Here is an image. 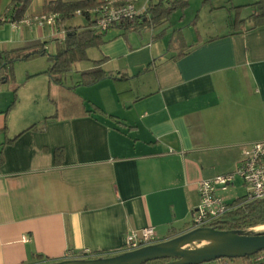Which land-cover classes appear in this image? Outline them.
<instances>
[{
	"label": "crops",
	"instance_id": "0c3cea01",
	"mask_svg": "<svg viewBox=\"0 0 264 264\" xmlns=\"http://www.w3.org/2000/svg\"><path fill=\"white\" fill-rule=\"evenodd\" d=\"M53 1L32 0L25 15L45 14ZM10 2L0 0V16ZM224 5L210 1L213 9ZM253 14H240L235 26L229 14L216 35L200 30V19L193 31L188 23V37L171 20L129 32L114 26L102 33L103 45L87 50V65L72 66L70 84L66 75L58 86L45 75L26 79L46 70L25 72L7 114L15 76L0 85V264H58L85 250L93 259L114 257L129 231L152 227L156 244L189 231L198 183L234 172L243 147L264 140V25L253 28ZM86 25L81 18L57 23V31ZM61 42L48 28L0 25V52ZM99 61L103 71L129 78L122 100L111 79L77 85ZM67 96L78 108L59 114ZM54 115L45 129L24 132ZM56 149L64 153L59 166ZM242 188L235 180L225 200L242 199Z\"/></svg>",
	"mask_w": 264,
	"mask_h": 264
},
{
	"label": "trees",
	"instance_id": "16d2710c",
	"mask_svg": "<svg viewBox=\"0 0 264 264\" xmlns=\"http://www.w3.org/2000/svg\"><path fill=\"white\" fill-rule=\"evenodd\" d=\"M32 0H11L6 16H10L13 20H18L27 12ZM208 1V0H205ZM189 5V0H158L152 4L148 10L140 17L130 20L122 21L119 26L125 31L129 32L137 28L159 26L171 18L176 11H184ZM97 6L93 0H79L75 2H63L56 0L47 3L43 7L45 14L55 13L58 15L57 23L64 25L76 17V11H85ZM254 14L250 16L253 23V28L264 25V0H258L251 5ZM87 21V19H84ZM88 22V21H87ZM84 28H67L66 37L63 42L56 47L54 54H49L44 44L34 43L28 47L15 49L11 51L0 52V85L5 84L9 80H13V66L16 62L30 61L38 57H48L50 63L47 71L27 77L31 79L39 75H45L50 82L55 85L62 86L64 75L68 74L75 63L88 61L87 50L90 48H98L105 43L102 33H98L91 29L89 22ZM239 18H236L233 26L240 25ZM181 37V33L175 35ZM183 51L177 57L182 56ZM102 61L94 62V67L91 70L84 71L80 74L79 86H92L104 79H111L114 83L117 95L122 100L123 97L129 94L127 89L129 78L125 75L114 76L111 73L105 72L101 69ZM155 65L152 63L146 67L143 72L149 71ZM9 68V70H8ZM18 87L14 88L12 100L5 111L7 114L11 111L17 102ZM95 112L101 113L97 108ZM102 114V113H101ZM56 116L45 119L43 124L38 127L34 124L26 129L27 131H37L45 129L48 120L55 119ZM111 118V117H110ZM23 132V133H24ZM22 133L9 140V143L17 139ZM64 158L62 149H56L54 152V162L59 166ZM239 199L234 204L241 202ZM233 205V203L231 204ZM264 225V199L257 200L244 204L228 215V219L222 223L214 225L213 228L218 231H232L236 233H243L245 230ZM246 259V258H243ZM165 261H154L147 264H162Z\"/></svg>",
	"mask_w": 264,
	"mask_h": 264
},
{
	"label": "built area",
	"instance_id": "2783aa9c",
	"mask_svg": "<svg viewBox=\"0 0 264 264\" xmlns=\"http://www.w3.org/2000/svg\"><path fill=\"white\" fill-rule=\"evenodd\" d=\"M158 0H120L107 1L97 6L76 11L75 15L87 19L91 29L104 33L124 20L142 16ZM58 15L55 13L39 16H22L13 20L10 16H0V25L8 24L13 30L22 27L48 28L51 37L63 41L65 32L57 31ZM87 22V23H88ZM240 180L245 189L243 200L231 205L224 194L232 187L235 180ZM198 205L191 213L190 230L213 228L214 225L228 219L229 213L246 203L264 199V140L252 143L242 149V161L238 168L228 174L218 175L198 183ZM156 244L154 229L146 227L140 231H129L123 241L121 253L133 252ZM93 253L85 250L80 260H91ZM247 264H264V250L246 258Z\"/></svg>",
	"mask_w": 264,
	"mask_h": 264
},
{
	"label": "water",
	"instance_id": "95a60500",
	"mask_svg": "<svg viewBox=\"0 0 264 264\" xmlns=\"http://www.w3.org/2000/svg\"><path fill=\"white\" fill-rule=\"evenodd\" d=\"M196 243H202L197 246ZM264 250V232L251 234L203 228L187 231L167 241L114 257L69 260L58 264H219L243 259Z\"/></svg>",
	"mask_w": 264,
	"mask_h": 264
},
{
	"label": "rangeland",
	"instance_id": "374dc122",
	"mask_svg": "<svg viewBox=\"0 0 264 264\" xmlns=\"http://www.w3.org/2000/svg\"><path fill=\"white\" fill-rule=\"evenodd\" d=\"M210 1H205V0H191L190 5L182 12L176 11L172 14L171 20L172 22L174 21L177 24L178 28L185 29L184 31L186 32L187 37L188 35V23L190 22V26L192 28V31L194 28L192 27L193 22H197L200 19V30H206L210 31V35H216L218 34L221 29H224L227 24H229L231 21L228 20L229 14H231L232 18V24L234 23L235 19L240 17V14L246 18L247 14H249L252 10L251 6H238V7H233L231 5V2H238L241 4L250 2L251 0H218L219 2L224 1L225 3V8H212L210 6ZM215 3V2H214ZM227 5V6H226ZM181 15H183L181 17ZM82 17L76 16L74 19H72V22H80ZM181 18V19H180ZM83 19V18H82ZM84 20V19H83ZM230 21V22H229ZM229 22V23H228ZM186 26V27H185ZM203 26V27H202ZM190 31V30H189ZM49 54H54L56 51V48H51L47 49ZM83 65H87L89 61H84L81 62ZM31 65V66H29ZM50 63L48 61V57H38L36 59L30 60V61H22V62H16L13 66V75L15 76V81H11V84L13 87H19V85L22 82V76L25 74V72H28V70H46L49 68ZM9 70V68H8ZM45 72V71H44ZM44 75V74H43ZM80 76V75H79ZM38 77V76H37ZM74 75L70 72L69 74H66V82L68 84L71 83V80H73ZM24 78V77H23ZM27 79V77H26ZM29 80V79H28ZM80 80V77H79ZM67 101L68 105L63 104L66 103L67 101L61 100L60 102V109L59 106L56 108L57 112L59 114H64L66 111H69L70 113L73 110H76L78 108V101L72 96H67ZM55 110V108H54ZM240 192H244V189L242 188ZM249 235L251 234H257V233H263L264 232V225H259L254 228H250L245 230ZM202 243H196L197 246L201 245ZM102 258V257H101ZM98 258V259H101Z\"/></svg>",
	"mask_w": 264,
	"mask_h": 264
}]
</instances>
